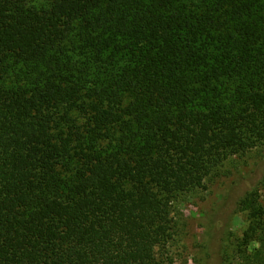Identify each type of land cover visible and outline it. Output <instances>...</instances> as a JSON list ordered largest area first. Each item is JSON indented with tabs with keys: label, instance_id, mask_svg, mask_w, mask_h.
<instances>
[{
	"label": "trees",
	"instance_id": "obj_1",
	"mask_svg": "<svg viewBox=\"0 0 264 264\" xmlns=\"http://www.w3.org/2000/svg\"><path fill=\"white\" fill-rule=\"evenodd\" d=\"M263 144L264 0H0V264H170L173 201Z\"/></svg>",
	"mask_w": 264,
	"mask_h": 264
},
{
	"label": "rangeland",
	"instance_id": "obj_2",
	"mask_svg": "<svg viewBox=\"0 0 264 264\" xmlns=\"http://www.w3.org/2000/svg\"><path fill=\"white\" fill-rule=\"evenodd\" d=\"M251 193L264 204V144L228 157L202 188L179 194L171 238L157 254L170 264H238L234 250L249 210L242 201Z\"/></svg>",
	"mask_w": 264,
	"mask_h": 264
}]
</instances>
